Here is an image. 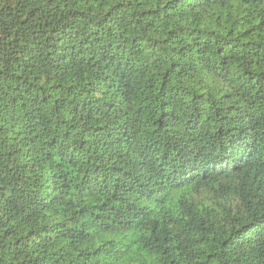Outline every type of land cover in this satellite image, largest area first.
<instances>
[{
    "label": "trees",
    "instance_id": "16d2710c",
    "mask_svg": "<svg viewBox=\"0 0 264 264\" xmlns=\"http://www.w3.org/2000/svg\"><path fill=\"white\" fill-rule=\"evenodd\" d=\"M0 264H264V0H0Z\"/></svg>",
    "mask_w": 264,
    "mask_h": 264
}]
</instances>
